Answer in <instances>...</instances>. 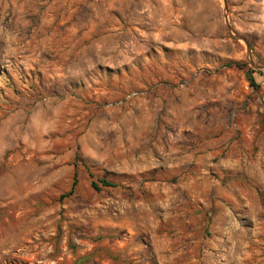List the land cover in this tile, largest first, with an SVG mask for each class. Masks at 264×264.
I'll use <instances>...</instances> for the list:
<instances>
[{
  "label": "rangeland",
  "instance_id": "rangeland-1",
  "mask_svg": "<svg viewBox=\"0 0 264 264\" xmlns=\"http://www.w3.org/2000/svg\"><path fill=\"white\" fill-rule=\"evenodd\" d=\"M260 184L264 0H0V264H264Z\"/></svg>",
  "mask_w": 264,
  "mask_h": 264
},
{
  "label": "trees",
  "instance_id": "trees-1",
  "mask_svg": "<svg viewBox=\"0 0 264 264\" xmlns=\"http://www.w3.org/2000/svg\"><path fill=\"white\" fill-rule=\"evenodd\" d=\"M247 79H248L250 85H252L253 87H257V85H256V83L252 77L251 71L248 73ZM90 177H91L90 185L96 191H100L102 187L114 188L116 186L113 182H111L107 179L95 178L92 174H90ZM74 184H75V179L73 178V181H72V184L70 187V191L67 194L68 196L73 193Z\"/></svg>",
  "mask_w": 264,
  "mask_h": 264
},
{
  "label": "crops",
  "instance_id": "crops-1",
  "mask_svg": "<svg viewBox=\"0 0 264 264\" xmlns=\"http://www.w3.org/2000/svg\"><path fill=\"white\" fill-rule=\"evenodd\" d=\"M264 186L263 184L257 185L254 190H252L253 193V199H255L257 202L264 200Z\"/></svg>",
  "mask_w": 264,
  "mask_h": 264
}]
</instances>
